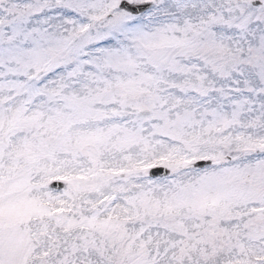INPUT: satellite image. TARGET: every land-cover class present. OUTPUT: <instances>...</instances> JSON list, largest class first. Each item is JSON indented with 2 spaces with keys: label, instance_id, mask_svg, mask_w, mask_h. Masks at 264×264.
Returning a JSON list of instances; mask_svg holds the SVG:
<instances>
[{
  "label": "snow or ice",
  "instance_id": "snow-or-ice-1",
  "mask_svg": "<svg viewBox=\"0 0 264 264\" xmlns=\"http://www.w3.org/2000/svg\"><path fill=\"white\" fill-rule=\"evenodd\" d=\"M0 264H264V0H0Z\"/></svg>",
  "mask_w": 264,
  "mask_h": 264
}]
</instances>
